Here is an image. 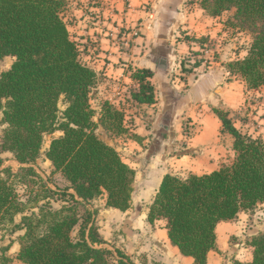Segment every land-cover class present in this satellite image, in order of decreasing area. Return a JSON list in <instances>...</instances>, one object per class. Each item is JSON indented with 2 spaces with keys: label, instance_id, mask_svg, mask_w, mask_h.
Instances as JSON below:
<instances>
[{
  "label": "trees",
  "instance_id": "obj_1",
  "mask_svg": "<svg viewBox=\"0 0 264 264\" xmlns=\"http://www.w3.org/2000/svg\"><path fill=\"white\" fill-rule=\"evenodd\" d=\"M200 4L214 17L234 10L232 25L248 30L252 42L247 55L227 67L248 88L264 86V0H201ZM66 6L67 0H0V60L15 58L0 74V124L5 125L0 162L2 153L9 152L21 165L18 172L5 169L11 181L0 178V228L10 224L13 232H21L16 238L17 258L24 264H136L120 249L116 263L111 261L112 251L103 246L92 206L102 194L107 195L108 207L126 211L132 205L136 171L96 132L98 125L110 136L126 132L125 112L106 101L98 123L94 121L91 91L97 74L81 59L79 44L64 18ZM190 53L194 59L187 58L189 64L183 61L184 74L203 61L195 58L200 51ZM153 75L147 68L131 72L139 84L131 92L134 101H156ZM61 102L66 104L64 110ZM214 112L234 138V159L212 172L191 173L184 179L166 174L148 212L149 222L166 221L169 239L182 254L193 257L192 264H207L209 252L217 248L220 221L264 203V140L243 133L228 111L215 108ZM57 131L62 134L52 138L45 158L64 184L50 187L36 165L46 136ZM16 180L38 184L40 192L23 200ZM32 201L37 205H30ZM251 245L253 259H234L233 264H264V232L255 235Z\"/></svg>",
  "mask_w": 264,
  "mask_h": 264
},
{
  "label": "crops",
  "instance_id": "obj_2",
  "mask_svg": "<svg viewBox=\"0 0 264 264\" xmlns=\"http://www.w3.org/2000/svg\"><path fill=\"white\" fill-rule=\"evenodd\" d=\"M64 18L82 61L97 74L91 91L93 119L98 123L106 101L125 112L126 132L104 140L136 171L135 183L145 186L140 193L148 200L144 210H133L132 201L126 211L109 207L103 213L131 216V221L126 220L128 242L122 246L128 255L143 252L162 264H192L193 257L182 254L169 239L164 219L148 221L149 206L166 174L184 179L191 173H209L235 155L234 138L214 109L228 111L231 117V112L249 103L255 89L242 84L227 67L228 62L244 58L248 48H239L240 33L228 24L225 13L210 16L198 0H67ZM137 27L141 34L132 37ZM192 51L207 59L215 56L207 67L186 75L182 63ZM14 59L6 56L0 62H10V68ZM139 68L154 72L150 78L155 88L153 104L132 99L131 92L139 84L131 72ZM97 129L107 133L100 125ZM247 211L217 224V248L209 252L207 264L253 259L251 241L264 232V211ZM136 226L138 233L133 231ZM12 238L13 245L4 255L9 264H24L17 258L20 244ZM134 262L139 264L138 257Z\"/></svg>",
  "mask_w": 264,
  "mask_h": 264
},
{
  "label": "rangeland",
  "instance_id": "obj_3",
  "mask_svg": "<svg viewBox=\"0 0 264 264\" xmlns=\"http://www.w3.org/2000/svg\"><path fill=\"white\" fill-rule=\"evenodd\" d=\"M198 1L201 2V0H198ZM225 18L227 21L230 22L228 24L231 27L236 28L240 33L239 34V37H240L239 48L245 49V47H247L249 49L251 42H252V35L248 30L241 28L239 26L235 27L232 25L231 22L235 21L234 10L225 12ZM208 44L210 45L212 43H208ZM213 57L209 58L208 61H211ZM195 58L202 59L203 55L200 52V54L197 55ZM187 60L188 59H186L185 62L186 64H189L187 63L189 62ZM203 62L204 61L201 62V65L199 67H207L202 64ZM9 64L8 62L6 63L0 62V71L8 69ZM198 68H195L194 71H196ZM240 80L242 84H245V86H247L246 81L243 82L244 80L242 78ZM247 100H249L248 104L246 102L244 107H242L241 109H238L235 112H231L232 120L234 124H236L237 128H239L243 133H246L254 138H260L264 140V112L262 111V107L264 106V86L255 89L253 95H249V98ZM60 108L61 110H64L66 108V104L61 102ZM1 118H2V114L0 113V120ZM4 128H5V125L0 124V138L2 136ZM96 132L102 139H107L110 136L109 134L107 135V133H105L101 129L99 130L97 129ZM110 137L114 138L115 136H110ZM51 140H52L51 137L47 135L44 140V144L42 147V153H41V156L38 160V164L36 165V167L38 171L40 172V174L49 181L48 186L53 187L55 186L56 183L63 185L64 179L62 178L60 173L54 171V167L51 161L45 158V154L50 145ZM234 157L235 155H232L229 163L234 159ZM20 166L21 165L14 160L13 154L9 152L7 153L3 152L2 159L0 162V178L11 181L12 176L8 172H6L5 169L9 168L13 172H18L20 170ZM15 184H16V189L23 200H27L29 198L28 196L33 198L36 195V193L40 192L39 185L33 184L30 181L18 182L16 180ZM144 187L145 186H143L140 182L135 183V190H134V195H133L134 203L132 205L133 210L135 209L137 211L140 208L144 210L146 207V204H148V200H144L140 193ZM106 198H107L106 194H102L96 197L94 200H92V206H93V209L96 211L95 224L98 229V232L102 239H104V236H106V239H104L103 246L112 251V254L110 256L111 261L116 263V260L118 259V256L116 254V249H120L123 253H125L127 256H129L134 261L138 257V259L140 260L139 264H162V262L159 261L156 257H152V255H150V257L149 256L147 257L145 255L146 253H143V252L140 253V255L138 252L133 253L131 256L127 254L126 250L122 246H124V244L128 242L127 233H128V228H129L130 223H127L126 220L131 221L130 219L131 216L128 217V215H125V214L116 216L111 213H103L105 212V210H109V211L111 210V208H109L106 205ZM38 204H41V202H39ZM30 205L32 206L37 205V202L34 203L32 201ZM53 205L55 207L59 206L58 203H54ZM260 211H264V206H261V207L256 206L254 208H251L247 212H250L252 214H258ZM131 214H132V211H131ZM18 219H20V217H18ZM78 229L79 227L77 226L75 230L73 231L74 238L78 237ZM133 229L135 233H138L136 231H140L139 230L140 228L138 226L134 227ZM17 233L18 232H13L12 225L10 224H6L0 228V264H9L8 257L4 255L6 254V252L4 253V249L7 247H11L13 245L12 243L14 239L12 237L17 238L18 237V235H16ZM136 238H138L137 234H136Z\"/></svg>",
  "mask_w": 264,
  "mask_h": 264
},
{
  "label": "built area",
  "instance_id": "obj_4",
  "mask_svg": "<svg viewBox=\"0 0 264 264\" xmlns=\"http://www.w3.org/2000/svg\"><path fill=\"white\" fill-rule=\"evenodd\" d=\"M122 32V31H121ZM141 30H140V27H137V28H135V29H133L132 31H131V36L132 37H135V36H139L141 33ZM127 32H125V34H126ZM188 57H192L190 54L188 55ZM193 59H194V56L192 57ZM204 58V62L202 63L203 65H205V66H208V65H210V61H208V59L207 58H205V57H203Z\"/></svg>",
  "mask_w": 264,
  "mask_h": 264
}]
</instances>
